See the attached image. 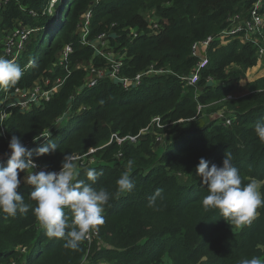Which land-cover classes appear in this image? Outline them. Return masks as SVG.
Masks as SVG:
<instances>
[{"label": "trees", "instance_id": "obj_1", "mask_svg": "<svg viewBox=\"0 0 264 264\" xmlns=\"http://www.w3.org/2000/svg\"><path fill=\"white\" fill-rule=\"evenodd\" d=\"M51 1L10 0L0 10V53L4 38L17 28L39 29L30 36L26 53L17 62L22 68L29 62L32 66L15 86L0 89L3 98L13 87L26 90L41 80L64 78L66 72L58 66L61 53L66 45L74 47L73 72L50 102L25 113L13 108L5 121L0 120V128L5 129V135L0 134V165L6 166L5 153L10 151L12 136L30 146L32 159L40 169L59 171L65 155L84 154L106 143L113 133L125 137L146 128L157 132L152 126L155 119L161 126L171 127L184 119L162 153L153 151L152 131L137 145L109 147L111 155L122 152L125 166L129 160L134 162L130 177L136 187L118 198L113 196L105 207V223L99 226L95 239L102 241L104 250L94 253L92 249L90 264H239L241 258L264 256V208L251 225L234 232L218 210L203 207L202 197L208 190L196 174L201 158L208 160L209 166H222L226 152H230L243 183L250 178L264 179V142L254 131L256 123L264 121V78L250 84V94L243 99L235 101L234 96L244 70L258 65L256 50L242 34L218 37L207 55L209 65L195 88L203 89L202 94L195 93L197 98L192 100L194 88L185 90L178 80V76L190 75L195 67L196 59L190 57L192 45L237 24V14L248 15L241 21H251L255 0H101L93 8L89 40L107 33L109 51L121 55L125 51L126 57L121 58L120 78L112 79L107 74L93 88L85 86L89 73L83 71L91 65L96 69L107 66L102 58L94 57L92 48L81 45L77 27L81 14L94 0H62L53 17L48 12ZM260 13L264 17V4ZM148 18L158 30L150 28ZM113 25L115 39L110 38ZM157 31L160 33L155 34ZM151 68L169 70L176 76H146L141 86L130 92L120 86L121 78L132 80ZM183 90L188 91L185 96ZM199 105L216 107L213 112L202 113L200 121L201 115L194 119ZM216 110L227 117L230 126L220 118L211 122L209 117ZM46 132H50V138L35 144ZM48 139L56 143V151L37 156L35 150ZM153 157L158 161L149 162ZM96 166L93 168L100 175L93 187L114 194L116 180L125 167ZM86 169L79 171L78 179L91 183ZM25 175L20 173L21 181ZM157 189L162 199L157 198V207H149ZM34 190L35 186L26 184L17 189L32 207L35 201L29 196ZM37 225L32 208L14 217L0 212V264L83 263L84 241L79 250L65 249L62 239L47 237Z\"/></svg>", "mask_w": 264, "mask_h": 264}, {"label": "clouds", "instance_id": "obj_2", "mask_svg": "<svg viewBox=\"0 0 264 264\" xmlns=\"http://www.w3.org/2000/svg\"><path fill=\"white\" fill-rule=\"evenodd\" d=\"M23 75L24 69L19 64L0 56V89L15 86ZM254 131L264 142V121L257 122ZM8 147L10 154L5 153L6 166L0 165V212L14 217L18 212L24 213L32 208L46 236L62 239L65 249L79 250L90 233L105 223L103 213L110 199L130 193L136 187L130 177L132 160L127 162L125 170L116 180L117 190L113 194L103 187H93L100 175L95 168L86 169L87 180L91 183L78 179V157L71 153L65 155L58 172H34L37 165L32 159V150L19 137L12 136ZM56 149V143L48 139L35 151L37 156H43L54 153ZM209 165L208 160L201 158L196 167V174L208 190L207 195L202 197L203 207L218 210L233 227L251 225L259 215L258 209L264 208V179L250 178L243 183L241 171L233 164L230 152H226L222 166L215 163ZM20 173H26L24 184L35 186L29 196L35 201V207L26 203L17 191L21 184ZM157 198L162 199L160 189L149 199L148 206L157 207ZM239 264H264V256L241 258Z\"/></svg>", "mask_w": 264, "mask_h": 264}, {"label": "built area", "instance_id": "obj_3", "mask_svg": "<svg viewBox=\"0 0 264 264\" xmlns=\"http://www.w3.org/2000/svg\"><path fill=\"white\" fill-rule=\"evenodd\" d=\"M101 0H94L92 2L91 6L87 10H85L81 14V20L78 24V37L79 42L84 47L92 48L94 51V57H100L102 58V61H105L107 68L109 71H105L104 69H96L91 67H86V73H89L87 75V78L85 80V86L88 88H93L97 85V82H99V79L107 78V74L112 79H116L119 76L120 71L123 68V61L121 58H123V55L126 57L125 51L123 52V55L110 52V43L107 42L109 40V36L107 33H103L101 35H98V37L94 40H89V34H90V26H91V20L93 18V8L99 4ZM10 0H0V10L7 6L9 4ZM264 4V0H255L254 7L250 13V19L251 21H241L238 20L237 24L231 25L229 29L221 31L220 33L216 34L215 36H209L205 40L201 42H196L192 45L191 50H193L195 56L192 57L194 59H197V63L192 69V72L188 76L179 77L180 81L186 85L187 87H195L200 82L201 77L205 71V69L209 65V61L207 58V54L205 56L198 57L197 50L202 49L203 51L207 50L208 48H211V45L214 42V39L220 37L222 39L231 37V36H237L238 34H242L245 38L246 42H249L252 44L253 48L256 50V54L258 57V60L262 63L264 61V44L263 40L260 37V31H263L264 29V17L261 15V10ZM237 20V19H236ZM245 20V19H244ZM116 26L113 25L111 27L112 33L113 29ZM153 30H158V26L156 23L151 24V27ZM33 33H39V29L33 30L31 27H19L11 34H8L7 37L4 38L2 42L3 51L0 53V56L5 57L9 60H14L16 63L22 60L24 54L26 53L27 43L30 38V36ZM160 33L159 31L155 32ZM135 38L138 37L137 32H135ZM108 38V39H107ZM74 52V47L72 45H66L64 50L61 53L60 62L58 64L59 68L66 67V65L69 62V58L71 59V53ZM121 53V51L119 52ZM208 64V65H207ZM32 64L29 62V64L23 68L24 72H26ZM71 67V66H70ZM154 70V72H151ZM66 76L64 78L57 77L54 82H51L50 79H45L36 82L31 88L22 90L19 87H13L11 91L7 93L6 96V103L2 104L1 111H0V120L1 122L5 121L8 118V112L13 108H18L21 112H29L33 109V107L40 108L43 104L48 103L52 100V98L57 94L61 88H63L67 77L72 74L71 68L65 69ZM172 73L169 70L160 69L156 70L154 68H151L150 71L140 73L136 76V78L129 80L125 78H121L120 80L121 84L120 86L126 91L130 92L131 90L138 88L141 86L142 81L144 78L153 76V75H162V73L166 72ZM151 72V73H149ZM120 78V77H119ZM211 79V78H210ZM44 81V83H43ZM13 99V100H12ZM229 99H232L229 97ZM62 118H65L63 116ZM61 121V119L58 121V123ZM160 121L159 119H155L153 121V124ZM230 121L227 122V125L230 126ZM148 129L146 128L139 132L135 136H120L119 134H116L115 138L117 139L118 143H123L121 141V138L125 139V141L128 142V144L131 145H137L139 140L148 133ZM0 131L3 135H5V129L3 127L0 128ZM50 138V132H46L39 136L36 141L41 143L43 140ZM95 151H91V153H94ZM37 167L34 169L35 172L42 171V169L39 168L38 164L36 163ZM45 171V170H44ZM69 211V210H66ZM99 233L98 231H93L90 233L89 238L84 241V245L86 247V254L84 256V261L82 264H90L91 261V252L93 249V244L95 242V239L98 240ZM99 264H107L105 262H101Z\"/></svg>", "mask_w": 264, "mask_h": 264}, {"label": "rangeland", "instance_id": "obj_4", "mask_svg": "<svg viewBox=\"0 0 264 264\" xmlns=\"http://www.w3.org/2000/svg\"><path fill=\"white\" fill-rule=\"evenodd\" d=\"M61 1L62 0H52L51 1V5H50V7H49V9H48V12H49V16H51V17H53L55 14H56V12H57V10H58V8H59V6H60V3H61ZM53 13V14H52ZM237 20H241V19H243V18H245V19H247L248 18V15H244V14H237V15H235L234 16ZM148 20H149V24H150V27H151V24H152V20H150L149 18H148ZM260 37H261V39L263 40V44H264V30L263 31H260ZM7 37V36H6ZM108 39V38H107ZM107 42L108 43H110V41L109 40H107ZM211 48H208L207 50H205V51H203L201 48L200 49H198L197 50V53H198V57H200L201 58V56H205V54H207V55H209L208 54V52H209V50H210ZM194 54V52H193V50H190V57L192 58V57H197V56H195V55H193ZM25 55V54H24ZM33 55H34V53H33V51L31 52V56L33 57ZM71 55L73 56L74 55V52H72L71 53ZM194 59V58H193ZM196 63H197V59H196ZM72 65V59H70L69 58V62H68V64L66 65V67H64V69L63 68H61V69H63V70H65V69H70L71 66ZM196 65V64H195ZM208 65V64H207ZM80 68V67H79ZM105 71H109V69H104ZM190 71V70H189ZM245 72L242 74V77H241V80L243 79V76L245 75H247V72H248V70L246 71V70H244ZM73 72V71H72ZM84 73L86 72V70H84L83 71ZM151 72H154V70H152ZM151 72H149V73H151ZM191 72H192V70H191ZM191 72H190V74H191ZM166 74H168V75H173V76H176L175 75V73H167V71L166 72H164V73H162V77H170V76H166ZM70 76H68L67 77V79L69 78ZM179 81H180V79H178ZM67 81V80H66ZM66 83V82H65ZM243 84V82H240V85H242ZM248 86H249V84L247 83L245 86H242V87H240L238 90H236L235 91V93L234 94H237V97H236V100L235 101H237V100H241V99H243L244 97H246L248 94H250V92L248 91V93L247 94H245V92H247V90H248ZM187 88H194V90L192 91V100H194V99H196L197 97L195 96V93L196 92H198V91H203V89H201V88H199V89H195L196 88V86L195 87H187L186 85H185V90H187ZM184 89V88H183ZM187 92L188 91H184L183 90V95L185 96L186 94H187ZM0 97L1 98H3V95L2 94H0ZM13 100V99H12ZM6 103V96L3 98V100L1 101V105L2 104H5ZM216 107V105H211V106H202V105H199L198 107H197V114H196V117L194 118V119H196L197 117H199L200 115V121H201V119L203 118V114L204 113H207V112H209V111H214V110H212L213 108H215ZM203 113V114H202ZM224 114L223 113H221L220 111H217L216 110V112L214 113V114H212L209 118H210V120H211V122H214L216 119H219V120H224L225 121V124L227 125V122L229 121V120H227V117H225V116H223ZM220 116H222V117H220ZM68 121H66L65 123L66 124H68L67 123ZM185 122V120L184 119H179V121H176L174 124H173V126L171 127L170 125H162L161 126V122L160 121H158V122H156V123H154V124H152V126H154L155 128L157 127V132L155 131V130H150V129H148V132L150 133V131H152V138L154 139V148H153V151L154 152H156L157 151V153H162L163 151H164V149H165V147H166V142L168 141V139H170L171 137H172V134H173V132L175 131V129H176V127L178 126V125H180V124H182V123H184ZM205 122H209V121H204V123ZM160 124V125H159ZM169 127H171L170 128V130L168 131V132H164V133H160V131H162V130H167ZM0 134L2 135V132L0 131ZM115 136H117L115 133H113V134H111V136H110V138H109V140L106 142V143H104V144H100V145H98L99 147H94V148H91V149H89V151H87L86 153H84V154H81V155H79V156H76V157H78V159H77V164H78V167H79V171L80 170H82V169H84V168H93V167H98V166H96V165H99V164H102V165H111V164H116V166H118V168L119 169H124V167H125V164H124V155H122V152H119V154H113V155H111V153L110 152H107L108 151V149H109V147H111V145L112 144H117L119 147H122L123 145H125L126 143H128L127 141H125L124 142V140L125 139H123V138H121V141L123 142V143H121V144H119L118 143V141H117V139L115 138ZM35 144H38V142L35 140V142H34ZM27 148H29L30 149V146H26ZM95 151L94 153H91V151ZM9 154H10V151H9ZM146 158H148V157H146ZM156 160L158 161V159H156V158H149V162H156ZM106 162V163H105ZM43 171H44V169H42ZM35 172V171H34ZM58 172V171H57ZM21 184H24L23 183V181H21ZM37 224H38V222H37ZM38 226V229L40 230V231H42L43 229L39 226V224L37 225ZM233 228H238V227H233ZM102 241L101 240H99V242H94V244H93V252L95 253V251L96 250H98V251H102V250H104L103 249V244L101 243ZM93 253V254H94Z\"/></svg>", "mask_w": 264, "mask_h": 264}, {"label": "crops", "instance_id": "obj_5", "mask_svg": "<svg viewBox=\"0 0 264 264\" xmlns=\"http://www.w3.org/2000/svg\"><path fill=\"white\" fill-rule=\"evenodd\" d=\"M257 63H258V65L256 67L250 69L247 72V75L243 76V79L240 81V82H243V84L240 85V87L245 86L247 83L250 85V84H252V83L264 78V61L261 63L258 60ZM248 91H249V86H248V90H247V92H245V94H247ZM202 92L203 91L201 90V91L196 92V94H198L200 96L202 94ZM234 93H235V91H234ZM234 96L237 97V94H234ZM220 117H222V116H220ZM258 212H259V215H258V217H259L261 209H258ZM230 228L235 232V231H241V229L243 227L242 228H233V226L230 224Z\"/></svg>", "mask_w": 264, "mask_h": 264}, {"label": "water", "instance_id": "obj_6", "mask_svg": "<svg viewBox=\"0 0 264 264\" xmlns=\"http://www.w3.org/2000/svg\"><path fill=\"white\" fill-rule=\"evenodd\" d=\"M110 38H114L115 39V38H117V35L113 33L112 35H110Z\"/></svg>", "mask_w": 264, "mask_h": 264}]
</instances>
